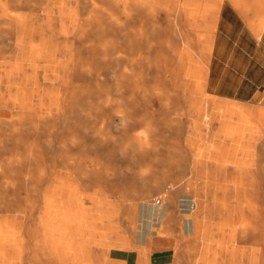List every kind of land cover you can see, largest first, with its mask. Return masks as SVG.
I'll list each match as a JSON object with an SVG mask.
<instances>
[{
  "label": "bare ground",
  "instance_id": "bare-ground-1",
  "mask_svg": "<svg viewBox=\"0 0 264 264\" xmlns=\"http://www.w3.org/2000/svg\"><path fill=\"white\" fill-rule=\"evenodd\" d=\"M36 1L39 7L27 8L20 12L22 6L29 5V0H0V113L6 114L11 111L13 114V117H1L0 131L14 123L29 121L25 120V112H20V108L24 109L29 103L26 102L25 97H18L20 93L16 95L13 91L20 88V71L22 74L32 71L34 73L33 77H22L23 81L26 78L27 81L41 80L43 70L34 67L33 62H42L43 58H46V61L53 59L56 49L62 47L67 50L68 58L74 61V66L68 79L60 80L59 87L63 90L71 86L72 90L64 95L36 94V102L32 107L40 110L47 106L52 110V117L40 114L30 119L28 123L34 126V130H38L37 125L40 123L46 125L52 123L53 129L57 130L55 125L59 123L62 132L71 131L67 137V144L64 142L59 146L60 152L55 155L58 160H60L58 157H66L64 152L66 145L77 148L75 162L66 159L64 163L65 169H68L65 177L59 178L54 183L48 182L45 188L40 190L39 215L36 218L38 227L36 249L40 252V256L49 261L47 264H129L132 258H129L128 254L117 256L119 253L116 251L118 247L116 240L121 239L122 247L127 252L132 248L131 236L136 241L142 239L137 226L134 229L127 226L128 213L130 210H135L138 219L150 227L148 237L155 234L161 241L170 240L171 264H264V190L261 187H264V179L259 180V177H254L258 171H255L254 163L257 161H253L256 158L253 156L252 146L249 147L245 174L243 177L242 174L238 175L240 180L232 177L230 186H227V189L231 187V190L228 189V192H224L221 196L219 194V205L215 208L207 196L210 192L205 189L200 191L201 188L209 189L208 180L205 183L196 182L202 187L195 189L194 182L189 178L183 180L182 175L176 177L161 173L166 169L162 161L157 160L156 157L150 158V151L156 154L154 147L159 146L160 143L149 142V123L152 122V117H149L148 112V94L152 89L151 92L158 96L160 88L159 86L150 88L147 84L150 75L149 63L153 65L152 60L149 61L151 48L149 36L156 40L155 70L160 72L162 68L160 69L159 61L162 64L163 58L161 60L159 58L161 54L158 53L161 52L162 34L152 18L162 9L167 10L166 4L161 0ZM217 5L206 4L200 7L199 14L196 13L195 25L198 29L195 46L192 44V34L187 31L176 34L173 28L170 35L183 40V46L179 50L171 46L173 61L178 66L173 72L182 76L180 88L183 86L184 89L188 88L187 80H190L191 96L198 102L206 100L209 103L213 100L205 96L204 87L212 50ZM119 9L130 18V14L135 13L136 17L133 19L137 24L135 30L129 33L128 42L123 49L130 56L126 58L131 69L127 77L129 82L127 87L132 97L131 100L125 101L123 109L119 107L116 97L118 75L116 14ZM191 9V7L186 8L190 16L186 21L192 28L194 22ZM41 13H47L49 16L58 14L61 18L40 23L43 19ZM37 22L39 24L31 26ZM111 33L113 36L109 37ZM7 34H14L17 41L16 50L12 54L5 51V45L2 46L3 36ZM66 35L70 37L69 42L66 41ZM27 37L31 38V42ZM43 48L46 49L45 53H42ZM232 107L234 110H239L236 106ZM132 108L141 114L140 118L132 117ZM200 109L202 121L208 126L210 116L204 113L203 106ZM248 112L246 117L249 122L261 126L264 124V108L255 109V113L250 110ZM133 122L143 125L137 133H132L133 130L130 128ZM259 131L256 129L258 134ZM50 136V133L45 135V142L26 144L20 176L15 177L18 178L20 187L27 182V188L29 187L28 190L31 192V195L30 192L28 193V197L31 198H28L29 201L25 205L31 211L38 202V197L36 203L34 202L36 190L32 189L40 182L42 178L40 176L43 175L41 172L47 171L48 175L50 172L49 165H45L43 159V156L49 153ZM65 137L64 133L60 135L62 141H65ZM13 138L17 139L18 136L13 135ZM77 139H81L82 142L78 143ZM24 145L20 143V146ZM40 146L44 149L41 150ZM2 150L3 144L0 143V151ZM177 151L182 158L189 153L182 148H178ZM33 160L38 162L37 168ZM150 161L156 162L157 165L149 164ZM179 161L182 162L181 159H177L175 168H185L186 164L182 165ZM20 162L21 160L17 159L2 160L0 168L13 171ZM121 163L123 166H120ZM22 171L27 172L28 175ZM70 173H74L78 180L69 181ZM123 173L129 175H122ZM127 177L131 178L133 184L139 185L137 194L140 203L138 205L128 203L123 213H120L118 202L121 199L120 182ZM149 178L153 180L150 184L154 191L149 190V186L145 185L151 181ZM222 182L218 183V186L219 184L223 186L224 181ZM87 184L98 187L97 189L94 187L95 190L88 194L93 201V207L84 210L82 195L85 194ZM0 186L6 187L3 184ZM143 186L148 190L142 189ZM219 187L215 192H218ZM133 192L131 190V193L136 195ZM4 193L7 194L6 197L0 195V254L13 250L14 243L10 239L14 235L13 226L20 224V216L24 214L25 208L16 198L18 192L11 190ZM111 195L116 196V199L111 200ZM211 204L213 206H210ZM168 209L172 211L167 214ZM72 215L82 217L81 222L77 221L73 224L74 236H83L78 243L76 240L67 243L63 237L56 236L57 231L63 230L65 222ZM160 215L165 220L159 221ZM212 219H217L219 222L214 223ZM155 224L158 225V229H155ZM197 237L201 239V244L196 243ZM244 241L254 244L262 241L263 246L245 250L239 245ZM52 248L56 250L55 253L50 252ZM153 251L154 247L148 257L133 256L135 264H156L151 256ZM179 259L180 263L176 261Z\"/></svg>",
  "mask_w": 264,
  "mask_h": 264
},
{
  "label": "crops",
  "instance_id": "crops-1",
  "mask_svg": "<svg viewBox=\"0 0 264 264\" xmlns=\"http://www.w3.org/2000/svg\"><path fill=\"white\" fill-rule=\"evenodd\" d=\"M161 2L166 4L167 11L162 9L160 15L163 11L165 12L167 26L170 29L165 41L163 39V24L160 22L162 34L160 50L164 51L163 45L166 42L172 61L171 46L179 50L183 46V40L170 37L171 30L174 28L176 34L185 30L180 31L179 22H174L175 18L178 20L177 8L174 3L169 2L182 3V18L188 27L186 31L193 36V46L197 43L196 13L199 14L200 7L206 4L216 3L218 5L204 87L205 96L211 97L214 101L198 102L195 97L191 96L190 80H187L188 88L184 89V86L180 88L182 76L175 72L178 77L174 83L175 90L182 92L188 102V118L184 125H181L178 120L168 119L167 127L164 126L165 119L162 118L159 129L161 132L157 133L158 136H161V139L159 138L160 146L176 145L189 151L184 158L186 167L180 168L183 170L178 169L187 174L178 175L185 178L193 177L189 175L190 172L194 173L195 178L198 175H203L198 178L208 179L211 194L222 195L224 192H228L231 187L227 189V186H230L232 177L238 180L241 179L238 175L242 174L241 177H243L244 171L246 172L250 146H252L253 156L256 158L253 161H257L260 165H257V162L254 163L255 171H258L254 177H259V180L264 179L262 178L264 174L262 171L264 169L262 167L264 166V124L261 126L251 123L246 117L249 114L248 110L255 113V109L264 108V0H161ZM190 7L194 22L192 28L187 25L186 21L190 19L186 8ZM175 67L178 68L177 63H175ZM147 84H149L148 81ZM154 86H159V81ZM202 106L204 113L210 116L208 126L202 121L200 109ZM232 106H236L239 110H234ZM2 115L5 114L0 113V117ZM256 129L260 130L259 134ZM187 166L189 167L187 168ZM168 170L172 173L178 172V170ZM217 178L229 179V181L220 179V181H224L223 186L226 189L220 185L222 181L217 182ZM218 183H220V187ZM218 187L219 193L215 192ZM29 211L27 213L24 208L25 213L20 216V224L13 226L14 235L10 238L14 243L13 250L6 254H0V264H47L49 262L45 257L40 256V252L36 249L38 246L36 242L37 216L33 215L31 210ZM77 221L81 222L82 217L70 216L65 222L63 230L57 231L56 236L63 237L67 243H72L74 240L77 243L80 242L83 236L79 237L73 234V224ZM169 242L170 240H165L154 244L151 256L156 264L171 262L172 253ZM50 252L55 253L56 250L52 248ZM134 259L133 257L129 264H135Z\"/></svg>",
  "mask_w": 264,
  "mask_h": 264
},
{
  "label": "rangeland",
  "instance_id": "rangeland-1",
  "mask_svg": "<svg viewBox=\"0 0 264 264\" xmlns=\"http://www.w3.org/2000/svg\"><path fill=\"white\" fill-rule=\"evenodd\" d=\"M177 1V0H176ZM169 3H174L176 5V12L178 14V20L177 18L174 19V22H179L180 31H186L188 30V27L186 26L185 20L182 18V12H183V5L182 3H178V2H169ZM28 6H22L20 8V12H23L25 10H27V8H37L39 7V3L36 0H29L28 2ZM151 10V9H150ZM165 11H167L166 9H164ZM161 12V11H160ZM160 12L156 13L153 18L152 21L156 23V25H158L159 30L161 31V26H160V22H162L163 24V28H164V34H163V39L166 41L167 37H168V31H169V27L167 26V22H166V16H165V12L163 11L160 15ZM36 13H40V12H36ZM43 14V15H42ZM150 14V12H149ZM131 18L126 16V14L121 13V10L119 9L117 14H116V38H117V50H116V55H117V92H116V97L118 100V104L119 107L121 109H123V104L125 103V101H129L132 99L131 97V91L128 89L127 85H128V74L131 73V69H130V65L128 64V62H126V58L130 57L126 52L123 51L126 43L128 42V36L130 32H133L137 26V24L134 21V17H136L135 13H131ZM41 16H43V19L40 21V23H47L46 20L49 19H53L58 20L61 18L60 15L58 14H51L50 16L47 15V13H41ZM148 20H149V27H150V15L148 16ZM37 23H33L31 24V26H35ZM182 27V28H181ZM49 29H52V27H49ZM56 29V28H55ZM54 30V29H53ZM149 31V30H148ZM149 34L151 35V32H149ZM113 33H111L109 35V37H112ZM154 36V35H153ZM35 39V37H32V39ZM81 39V38H80ZM26 40V39H25ZM27 40L31 42V38L27 37ZM61 40V39H60ZM58 40V41H60ZM149 47L151 46V48L153 47V50L150 48L149 50V61L150 59L153 62V66H151L152 64L149 63V68H150V75H149V86L150 88H152V86L154 87V85L156 84L155 79L158 78L159 80V87L161 88L158 92L160 97L155 96L154 92H151L152 89H150L151 91L148 94V112H149V117H152V122L149 123V142L152 143H160L159 138L161 137L160 135L158 136L157 133H160L161 131L159 130L161 127V119L164 118L165 119V127H167V121L168 119H174L178 120L179 123L181 125H184L188 116H187V107H188V102H186V98L184 97L183 93L180 92L179 90H175L176 86H175V82L178 79V77H176V73L173 72L174 69H176L175 67V63H173V61L170 59V51L168 50V45L165 42L163 45V49L164 51L159 52V58H163V60H165L162 64L159 61L160 66V72H157V70H155V61L157 62V57H156V43L154 39H152V37L150 38L149 36ZM3 43L2 46L5 45V51L7 53L12 54L13 52H15L16 50V45H17V41L16 38L14 36V34H7L3 36ZM66 41L69 42L70 41V37L68 35H66ZM151 43V45H150ZM46 49L43 48L42 53H45ZM42 62H33L34 63V67H37L38 69H42L43 72L41 74V80H30L27 81V78L23 81L22 77H33L34 73L33 71L30 73H24L22 74V72L20 71V88L13 90L14 92H16L15 94H18V97H25L26 102H28L29 106L25 107L24 109L20 108V112H25L26 117L25 120H29L33 119L37 116L41 115H45V116H49L52 117V110L47 108V106H45V109H34L32 106L33 104L36 102V94H40V95H48V96H53V95H59V94H66L68 92H70L72 90L71 86L69 87H65V89H60L59 87V83L61 79H68L70 72L73 71V66H74V61H72L70 58H68V54H67V50L63 49L62 47H59L56 49L55 51V55L53 57V59H49L48 61H46V58L41 59ZM45 60V61H44ZM120 61V62H119ZM173 68V69H172ZM120 70V72H119ZM176 71V70H175ZM124 73H126L124 75ZM124 75V76H123ZM18 76V75H16ZM38 77V76H37ZM38 79V78H37ZM30 82V83H29ZM124 84H126L124 86ZM168 95V96H167ZM134 99V98H133ZM47 101V100H46ZM125 108V107H124ZM176 109V110H174ZM132 117L133 118H140V113L138 114V112H136L135 108H132ZM173 111V112H172ZM2 117H13V114L11 111H9V113H6L5 115H2ZM1 120V117H0ZM149 120H151V118H149ZM28 121V122H29ZM28 122H24V123H14L11 126H9L8 128L0 131V143L3 144V150L0 151V165L2 164V160L6 161L7 159H17V160H21L20 163L17 164V166L15 167V170L13 171H8V170H4L2 168H0V184L6 185V187L1 188L0 186V192H3L2 194H0L1 196L6 197L7 194H5V191H11L14 190L16 192H18V194L16 195V198L18 199V201L22 202L23 206L25 207L27 213H29V208L25 205L27 201H29L28 198V193L30 192L29 187L27 188V182L23 183L22 186L20 187L18 185V178H15L17 176H20V168L22 167V163H24L22 161V159L24 158L25 154H23L25 152V149L27 148L26 144H34V143H42L45 142L46 138L45 135L47 133H50L51 136L48 139L49 144H51L50 148H49V153L46 156H43V159L45 161V165H49L50 167V172L49 175L46 174L47 171H43L41 172V174H43L42 178H40V182H38V184H36L35 186V198L34 196H32V198H34V202L38 200L37 202V206L39 205L40 201V193L41 191L45 188V185L48 184V182L50 183H54L56 180H58L59 178H63L65 177L68 169H65L64 163L66 161V159H70L69 161L75 162L76 160V156H77V148L76 146H68L66 145L64 148V152L66 154V157L63 158L62 157H58L60 158V160H58L56 158V154H58L60 152V144L61 143H66L67 144V137L68 135H70L71 131L69 130H65L64 132H62L61 130V125L58 123L55 125L56 129H53L54 127H52V123L49 124H38L37 128L38 130H34V126ZM143 125H141V123H136L133 122L130 126V128H132V133H137L142 129ZM203 127H205L203 125ZM207 129L209 127H206ZM65 134V141H62V139H60V135H62V133ZM131 132V131H130ZM119 133H122V129L120 128ZM7 135V136H5ZM13 135L18 136L17 139L13 138ZM5 136V137H4ZM39 137V138H38ZM161 139V138H160ZM78 143H81L82 140L81 139H77ZM20 143H24V146H20ZM157 151L156 154H152V150L150 151V158L156 157L157 160H161L162 161V165L166 168L163 169V171H161V173L166 174V175H180V174H187L184 171H179L178 169H176V165L177 162L176 160H182L179 161L180 163L185 164L184 162V158H182L181 156H179L178 154V148H182L183 147H178L176 145H171V146H157L154 147ZM40 149L43 150L44 147L40 146ZM203 150V148H202ZM156 155V156H155ZM58 156V155H57ZM33 157V156H32ZM57 159H55V158ZM180 158V159H179ZM247 158V157H246ZM55 159V160H54ZM25 160V159H24ZM34 162H36L34 165L39 166L38 162L36 160H33ZM58 162H62L61 164ZM152 161L148 162L149 164H153V165H157L156 162L151 163ZM56 164V166H55ZM61 165V166H59ZM120 166H123V164L121 163ZM135 166V165H134ZM63 167V168H62ZM168 169H173V170H178V172L176 171V173H172V171L167 170ZM66 171V172H65ZM25 173V175H28L27 172H23ZM52 173V174H50ZM155 173V172H154ZM158 173V172H157ZM159 174V173H158ZM194 173L190 172L189 175L192 176ZM54 175V176H53ZM122 175L128 176V173H123ZM38 176V173L37 175ZM49 176V178H47ZM71 178H68L69 181L73 180V181H77L78 178L75 176L74 173H70ZM47 179V180H46ZM151 180V178H149ZM147 179V180H149ZM154 179V178H152ZM195 178V177H191L189 178V180L193 181L195 184V189H198L196 187H202L199 186V184H197L196 182H203L205 183L206 180L205 178ZM204 179V180H202ZM39 180V179H38ZM183 180H186V178ZM202 180V181H201ZM21 181V180H20ZM9 182V184L7 183ZM153 180L148 181V183H145L146 187L149 186V190H153L154 189L151 187ZM121 194H120V213H123V209L128 206L127 204L130 203L132 205H138L140 202L139 200V195L137 194L139 192V185L137 184H133L131 181V178L127 177L124 179H121ZM130 183V184H129ZM132 183V184H131ZM151 183V184H150ZM26 184V185H25ZM150 184V185H149ZM39 187H38V186ZM202 185V184H201ZM37 187V188H36ZM95 188L98 186H94ZM91 184H87L86 191L85 194L82 195V201L83 203H85V205L83 206L84 210H88L91 209L93 207V201L92 199L88 196L89 193L93 192L94 188ZM146 187H141L142 189L144 188V190H148V188ZM262 187V190H264V187ZM27 188V191H26ZM39 188V189H38ZM37 189L39 190V192L37 191ZM97 189V188H96ZM141 189V190H142ZM168 188H166L167 190ZM208 190L206 188H201V190ZM41 190V191H40ZM131 190H133V193H131ZM204 190V191H205ZM259 190L260 187H259ZM38 195H37V194ZM87 193V194H86ZM31 195V192L29 193ZM208 198L210 199V201L214 204H211L210 206H213V208H215V206L217 207L219 205V194H211L209 193ZM221 196V195H220ZM38 197V198H37ZM37 198V200H36ZM111 200H115L116 196L111 195ZM208 199V201H209ZM36 203V202H35ZM34 206L35 208L33 209V211H31V213L35 216L39 215V206L37 208V206ZM187 208V207H186ZM188 208L190 209V206L188 205ZM35 210V211H34ZM172 209H168L166 212L171 213ZM25 213V212H24ZM128 221H127V226L129 228L134 229L135 226L138 227L140 234L142 235V239L141 240H135L133 238V236L130 237V246L132 247L129 251L125 252L124 248L122 247V241L121 239H117L116 243H117V248L116 251H118L119 254H117V256H122L124 254H128L129 258H133V256L136 255H143L144 257H148L150 256L151 250L154 246L155 243H158L159 241H161L157 235H153L151 237H148L150 234V227L148 225H144L145 223L142 220H139L137 217V212L135 210H130L128 213ZM159 221L160 219H163L161 217V215L158 217ZM75 220V218H74ZM165 220V219H163ZM212 221L214 223H218L219 221L217 219H212ZM157 223V222H156ZM28 225V222L26 223ZM139 224V225H138ZM147 224V223H146ZM155 229H158V225L155 224ZM121 229V228H120ZM158 241V242H157ZM201 244V239L199 237H197L196 239V243L197 244ZM264 242V241H263ZM262 241L260 243V241L258 242V244H254L250 241L248 242H243L240 243L239 245L241 247H243L245 250L248 249H253V248H258L262 245ZM169 245L171 246L172 244L169 242ZM96 250H98L96 248ZM99 251V250H98ZM139 252H141L142 254H139ZM179 254V253H178ZM153 258V257H152ZM154 259V258H153ZM156 260V259H155ZM126 261V259L124 260ZM178 263H180V259L176 260ZM175 263V262H174ZM171 264V262H170Z\"/></svg>",
  "mask_w": 264,
  "mask_h": 264
}]
</instances>
